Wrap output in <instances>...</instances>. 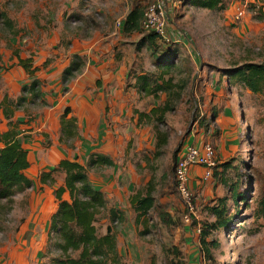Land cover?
Here are the masks:
<instances>
[{
    "label": "rangeland",
    "instance_id": "obj_1",
    "mask_svg": "<svg viewBox=\"0 0 264 264\" xmlns=\"http://www.w3.org/2000/svg\"><path fill=\"white\" fill-rule=\"evenodd\" d=\"M153 1L155 0H138L134 4L141 2L145 6ZM162 1L165 5L170 1L169 31L173 34L171 38L179 40L175 46L176 55L171 74L175 81L189 78L174 110L165 115L166 125L159 126L163 130L167 127L170 132L164 153L153 156L150 153L152 147L146 148L144 145L137 149L138 145L135 144V131L139 125L137 120L129 116L132 109L146 111L166 99L165 94H161L156 100L152 96L144 97L129 85L139 72L157 75L160 70L146 48L138 51L135 49L136 39L124 36L123 39L126 40L119 44L121 48L118 50H122V54L129 56L130 52L137 53L130 65L122 92L126 97V109L131 112L126 113L119 124L114 113V110L117 111V72L106 75L108 81L101 88L104 98L111 105L105 107L107 113L103 114L104 124L99 129L111 131L114 138L117 137L115 131L118 130L126 137L124 141L129 149L124 157L115 158V166L89 169L92 182L95 180L100 184L104 183L99 186L105 192L109 205L119 207L125 212L124 221L117 220L112 223L119 262L169 264L170 259H184L186 264H264V219L257 216L259 202L264 194V93L254 94L236 81L227 83L226 78L221 76L224 70L233 65L246 60L258 61L264 54V21L256 22L247 12V5L242 17H234L236 9L244 0H227L225 9L214 10L189 6L184 4V0ZM131 3L133 4L132 0H0V12H6L14 22V28L18 30L16 36L11 37L0 18V102H3L6 94L12 98L30 80L22 76L24 73L21 68L12 67V63L17 60L16 51L25 55L24 58L31 56L36 62L42 56L49 63L61 64L68 57L64 47L76 41L84 45L96 38L101 44L111 45L113 50L104 53L101 58H109L111 55L117 57L118 47L111 41L117 39V19ZM51 35L58 36L55 47L50 45ZM114 43L117 44V40ZM49 47L58 48L57 53L51 51L47 56L39 54L40 48ZM109 70L111 67L107 65L106 73ZM23 78L26 80L23 81ZM104 79L99 82L104 84ZM69 81L61 83L56 91L44 89V93L55 99L59 93L64 94L70 89ZM95 89L96 86L88 88L91 99L97 97ZM78 99L79 97L73 96L72 100L75 102ZM35 101L36 99L22 104V107H27L30 111L28 115L32 116L31 119L42 114L43 105ZM212 109L218 111V117L222 121L213 122L210 130L213 126L215 129L219 128V136L215 139L205 132L203 137L201 132L197 139L199 144L204 139H208L209 144L212 140L216 141L215 165L230 161L233 167L224 173L227 184H236L245 200L235 202L229 198L230 186H224L212 177L213 168L210 177L197 182L194 180L191 184L190 193L194 200L192 215L196 220L213 221L215 217L206 206L215 204V200L220 197L225 198L224 216L229 219L227 226L209 236L215 238L218 245L212 250L213 257L203 260L194 247L197 236L191 229L192 220H184L187 208L175 187L174 166L175 157L179 154L188 132L199 128L200 122L206 125L208 119L205 121V117L208 118ZM41 134L44 141L39 144L28 143L26 139L24 141L23 135V140L20 139L31 153L33 166L30 175L35 179L40 170H52L54 166L47 154L52 138L44 137L43 132ZM33 135L30 133L27 137L33 138ZM34 137H37L36 134ZM79 141L80 137L71 150L72 156L75 155L85 163L86 155L97 147L81 146ZM96 141L99 142V139ZM219 169L221 172L222 168ZM151 179L156 188V202L168 210L170 218L173 219L172 224L164 222L154 209L142 217L139 224L135 223V213L130 208L129 197L140 182L147 183ZM37 188L36 184L30 190L15 195L13 201L5 204L2 209L0 257L4 258L6 264L20 261L15 254L17 250L25 252V249H15L13 246L17 241V233L22 230L21 225L33 212L42 210L41 203L33 208L30 204L32 193L35 197ZM142 221L146 224L141 223ZM107 223L108 221L101 220L95 223L99 234L104 232ZM36 227H39V223ZM40 230L36 228L37 233ZM29 235L33 237L34 234L30 232ZM51 241L47 239L45 254L39 255V261L33 258L34 251L29 252L28 258H33L31 264H49L52 258L58 256L59 251Z\"/></svg>",
    "mask_w": 264,
    "mask_h": 264
},
{
    "label": "trees",
    "instance_id": "obj_2",
    "mask_svg": "<svg viewBox=\"0 0 264 264\" xmlns=\"http://www.w3.org/2000/svg\"><path fill=\"white\" fill-rule=\"evenodd\" d=\"M227 0H184V4L194 7L207 9H225ZM249 12L257 21L264 20V0H250L247 2ZM146 6V5H145ZM145 6L141 2L134 4L126 14L122 23V32L126 34H140L135 49L146 48L149 54L154 58L155 66L160 69L159 73L148 74L139 72L135 74L132 88L142 96H152L154 100L158 99L161 94L166 95V99L162 100L159 105H153L146 111L134 110L137 115V123L139 126L149 128L152 136L151 152L153 156H159L164 153V149L168 144L170 132L167 127L165 130L160 129V125H166L165 115L174 110L176 102L181 98V93L188 85L189 78L175 81L171 74L174 66V57L176 55L175 46L177 42L166 41L154 32L144 31L141 27V19ZM257 13V14H256ZM0 18L3 19V25L8 28L11 37H15L18 30L14 28V22L6 15V12H0ZM169 31V22H168ZM170 32V31H169ZM171 33V32H170ZM172 34V33H171ZM173 35V34H172ZM17 60L12 65H19L23 68L29 78L32 80L24 84L21 88L19 96L9 98L4 96L3 102H0V108L6 118H10L13 109L19 107L30 100L42 97L41 82L35 76L39 71V67L33 65L32 57H21L19 52L15 53ZM1 58V55H0ZM84 65L83 57L78 54H72L69 64L63 69L61 75L62 83H67L79 73ZM226 78L227 83L236 81L254 94L264 93V54L258 61L246 60L241 64H235L224 70L221 75ZM234 83V82H233ZM35 98V99H34ZM6 102V103H5ZM70 106H65L60 116V138L66 142L77 134L76 118L72 115ZM218 111L212 109L211 114L204 125L200 122L199 128L203 135L205 132L215 139L219 136L220 129L214 126L210 130L213 122L218 118ZM214 128V129H213ZM204 129V131H203ZM189 137V133L187 134ZM0 215L3 214L4 205L13 201V197L23 193L34 185L33 180L28 177L24 170L29 167L27 151L22 147L18 139V132L15 127L9 128L7 131L0 132ZM202 144L192 143L195 146ZM214 150L215 159L217 160L216 141H210ZM179 154L175 157V164ZM114 161L107 155H101L92 152L88 156L86 164L78 161L76 158L60 159L57 164L49 172L40 174V182L54 185L57 178L51 172H56L60 177L61 184L56 186L54 197L58 202L56 211L51 215L48 224V238L59 251L58 256L52 258L49 264H126L119 262V252L117 251V240L114 234L112 223L117 220L124 221L125 212L119 207H108L105 193L95 188L89 178V168H98L113 165ZM202 167L201 165H194ZM146 167V164L145 166ZM219 167L222 168L221 172ZM233 167L230 161H222L215 165L212 170V177L224 186L229 185L231 189L230 197L235 202H242L245 197L238 191L236 184H227V178L224 176L225 171ZM175 168V166H174ZM192 167L189 168L188 190L190 192L192 184ZM150 177V175H149ZM151 178V177H150ZM202 180L200 174L195 180ZM175 187L177 190V180L174 177ZM155 186L151 180L145 182L142 186L135 189L130 196V205L135 213V223L139 224L142 217L148 215L149 211L154 209L158 212L159 217L168 224L173 223V219L168 214L165 207L156 202ZM178 192V190H177ZM179 194V193H178ZM192 205H194L193 196L190 193ZM224 197L215 200V204H209L206 209L215 219L213 221H198L192 212L190 213L191 229L196 233L197 239L194 242L195 250L201 259H211L212 250L218 245L215 238H209L215 231L220 230L228 225L229 219L224 215L226 212ZM185 204V203H184ZM186 208L187 205L185 204ZM188 208L187 212L188 213ZM264 219V194L259 202L257 216ZM150 217V216H149ZM108 221L102 234L97 232V221ZM189 222V221H188ZM141 223L146 224L144 221ZM55 237V238H54ZM47 238V239H48ZM179 253V252H177ZM169 264H186V260L178 259L176 261L169 260Z\"/></svg>",
    "mask_w": 264,
    "mask_h": 264
},
{
    "label": "crops",
    "instance_id": "obj_3",
    "mask_svg": "<svg viewBox=\"0 0 264 264\" xmlns=\"http://www.w3.org/2000/svg\"><path fill=\"white\" fill-rule=\"evenodd\" d=\"M132 1H133V4L131 3V5L127 6V8L123 11V14L121 15V17L117 19V23L119 24V30H118V33H117L118 35L116 39L117 44L114 43L116 40L111 41V43H113L114 46L118 47L117 57L115 56L114 58V55H111L109 58L108 57L101 58V56L104 53H107L108 51L113 52V50L111 49V45L106 46V43L101 44L100 42H97L99 39L94 38L95 40L93 39L90 42L84 43V45H81L80 43H78V41H76L75 43L66 46V48L64 47L63 50H65L66 55L68 57L66 60L62 61L61 64L49 63V60L45 57L42 58V56H39L40 58L38 62L34 61V58H33V65L39 67V71L36 72L35 76L38 77V79L41 82L40 90L42 92V97L37 98L35 102H38L41 105H43L41 108L42 114L36 119H33V118L31 119L32 116L28 115V112L30 111L27 109V107L24 108L21 105L20 106L21 108L19 107V109H16L15 111L13 109V113L10 118H6L2 112V108H0V132H4V131H7L11 127H15L18 132L19 141L20 139L21 140L24 139V141L26 139L28 143H32V144H39V142L42 143L44 141V138L42 137V134H41L43 132L44 137L48 136L49 138H52L53 143L51 142V144L49 145L47 154L50 160L53 161L52 163L54 166L57 164V162L60 159L76 158L75 155L72 156L71 150L74 149V147L77 145L78 137H80L79 143H81V146L89 145L91 147H97L93 149L91 152H89L86 155V158H88V156L92 152H96L101 155H107L113 159L114 161L113 165L98 167V168H106V167L115 166L116 165L115 158L118 159V158L124 157V154L127 153L129 149L127 148L128 146L127 143L124 141V138L126 137L123 134H121L118 130L115 131V134H117V137L114 138L111 131H107V130L105 131V130L99 129L104 124L103 114L107 113V111L105 110L107 107L111 105L104 98L101 88L102 86H105L108 81V78H105L106 75L108 74L112 75L114 71L117 72V74L115 75L117 76L115 80L117 82L116 86L118 88L117 89V93H118L117 111L114 110V113L116 114L115 117L119 124V122L121 121V118L123 119L124 118L123 116L126 113L131 112L130 110L126 109L127 108L125 104L126 97L124 96L122 92H123V84L127 81L126 78L128 77L130 65L133 59H135L136 54H137L135 51L130 52L129 56H127L124 53L122 54V50H118L121 48L119 44H120V41L126 40V39H123L124 36L133 37V39H136L137 41L139 40V36H140V34H137V33L126 34L122 32L123 20L126 14L128 13V11L131 9L134 3L138 0H132ZM139 1L143 2V0H139ZM168 3L165 5L166 10H167V15H169L171 11L170 7H168ZM255 21L263 22L264 20L263 21L255 20ZM56 35L50 36L51 37L50 45H53L54 47H55V40L56 41L58 40V36ZM51 51H53L54 53H57L58 48H50V47L47 49L40 48L39 54L47 56L49 53H51ZM72 54H78L82 56L83 60L85 59L84 65L81 71L77 73L76 76L73 77L69 81V84L71 85L70 89L64 94L59 93L57 97L53 99L50 95L44 93V89H46L47 91H51L52 89H55L54 91H56L60 87L62 83L61 81L62 71L69 64ZM19 55L21 57H25V55L24 56L22 54H19ZM1 59H2V56L0 60ZM107 65L111 67V70L107 71L106 73ZM12 67L21 68L22 72L24 73L22 76L28 77L26 72L19 65L15 64V65H12ZM102 79H104L103 81H105L104 84H101V82H99V80H102ZM25 80L26 79L23 78V81ZM31 80L32 79L30 78L29 82ZM29 82H25L24 84H27ZM22 86L19 88L18 93L14 94L12 98H16L17 96L20 95ZM95 86L97 89H95L94 93H96L97 97L91 99L88 95L89 93L88 88L95 87ZM68 92H70V94H68ZM73 96L79 97V99L74 102V100H72ZM8 97L11 98V96L9 95ZM1 98L2 97H0V100ZM29 102L30 101L24 102V104L29 103ZM65 106L71 107V112L68 116L72 115L76 118L77 134L75 135V137L71 138L69 141L63 142L61 141V139H59L60 138V128H61L60 116ZM134 110L132 109L131 115L129 116H131L132 119L136 120L137 115L134 113L135 112ZM110 111L112 110L110 109ZM220 121H222V119L218 117L216 120V123H219ZM225 124H227V122H225ZM135 132H136V138H137L135 141V144L138 145L137 149L141 148L142 146L144 147V145L146 148H150L152 145V136L149 133V128L145 126H139ZM201 132H202L201 129L199 130L195 129L193 131L188 132L190 136L189 137L186 136L183 142V146L181 147V150L183 149L185 144H192V143L199 144V140L197 138L200 136ZM30 133L34 134L33 138L27 137L29 136ZM35 134L37 137H34ZM22 135L23 137L25 136L23 139L21 137ZM97 139H99V142L96 141ZM208 141L209 140L206 139L207 143ZM21 145L27 151V157L29 160V167L24 170V173L28 177H30L34 182V185L37 184L39 188V191H38V188L36 189L37 193L35 194V197H33V193H32L31 201H30L31 208H33V206H35L36 204L41 203L42 210H40L39 212H36V211L33 212V214H31V217H29L28 220H26L25 223L21 225L22 230L21 232L17 233V236H16L17 241L15 242V245L13 246V248L25 249V252H23L22 250L21 251L17 250V252L15 253L16 257L21 261V262L16 261V264H31V261L33 258L36 261H39L38 260L39 255L42 256L45 254V250H46L45 243L47 242V238H48L47 234H48L49 219L51 215L56 211L57 204H58V202L56 201L54 197V190L57 184L60 185L62 182L57 173L51 172L52 175H54V177L57 178L56 183L54 185L41 183L39 180L40 174L42 172H48V171L50 172L51 170L49 169L40 170L38 173V177L36 179L33 178L30 175V172H32L31 168L33 166V162H32L33 160L31 158V153L29 149L25 146L24 142H22ZM2 146H3V143L0 142V147ZM86 158H85L84 164H86L88 160ZM76 159L81 162L79 158H76ZM38 161L39 160L37 158V162ZM127 162L128 161L126 159V163ZM89 169H94V168H89ZM203 173H204V167L193 166L192 173H191L192 184L195 180V177L196 176L199 177V175L200 174L202 175ZM89 178L91 181L92 179H91L90 173H89ZM144 183L145 182H142V183L140 182V185L138 187L142 186ZM91 184L95 188H98L103 191V189L99 185H104V183L100 184L98 183V181L96 182L94 180V182L91 181ZM52 186L54 188H52ZM51 188H52V191H51ZM132 193L133 192H131V195ZM33 198H34V201H33ZM105 198H106L107 206L111 207L108 203L106 194H105ZM129 200H130V197H129ZM130 208H131V205H130ZM37 223H39V227H36ZM36 228H40L41 230L37 233ZM30 232H33L34 234L33 237L32 235H29ZM32 251H34L33 258L31 257V259H29L28 258L29 252H32ZM0 264H6V261L2 257H0Z\"/></svg>",
    "mask_w": 264,
    "mask_h": 264
},
{
    "label": "built area",
    "instance_id": "obj_4",
    "mask_svg": "<svg viewBox=\"0 0 264 264\" xmlns=\"http://www.w3.org/2000/svg\"><path fill=\"white\" fill-rule=\"evenodd\" d=\"M247 0H244L234 14L235 18H240L245 14V5ZM141 27L144 31L154 32L166 41L178 42L177 38H171L173 35L168 31V15L165 3L162 0H155L146 4L141 19ZM194 165L204 167L203 178L210 177L211 169L215 166L214 150L209 143H204L201 146L193 144H185L179 152V157L174 168V177L177 180V190L182 201L187 205L188 213L184 215L186 222L190 221V213L193 210V205L190 199L188 190L189 168Z\"/></svg>",
    "mask_w": 264,
    "mask_h": 264
}]
</instances>
